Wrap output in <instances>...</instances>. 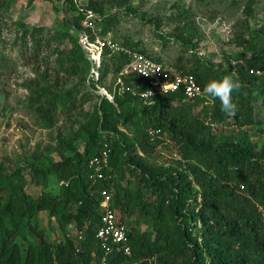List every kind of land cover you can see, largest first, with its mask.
<instances>
[{
    "label": "trees",
    "instance_id": "trees-1",
    "mask_svg": "<svg viewBox=\"0 0 264 264\" xmlns=\"http://www.w3.org/2000/svg\"><path fill=\"white\" fill-rule=\"evenodd\" d=\"M12 1L0 0V51L10 50L32 69L27 108L40 124L50 129L59 115L67 124L43 155L33 151L10 173L0 163V264H95L103 257L105 264H264V120L256 111L258 103L264 107V26L248 22L256 19L259 0L244 2V20L223 41L238 50L223 52L218 66L199 53L205 34L189 10L177 8L171 16L169 36L183 50L168 66L139 42L116 35L120 15H137L132 0H61L71 20L64 17L59 29L11 20ZM86 11L95 16L93 29L82 24ZM149 22L160 25L157 18ZM79 33L91 39L113 33L114 43L192 76L203 91L210 81L231 76L239 84L232 93L235 116L205 92L189 101L182 92L143 99L147 82L133 73L120 75L128 63L124 53L103 51L95 81ZM107 76L113 89L104 87ZM87 102L93 104L84 112ZM228 127L235 132L214 131ZM249 130L260 134L258 140ZM163 144L178 155L168 166L149 160ZM102 151L108 165L98 178L89 161ZM25 171L39 196L26 191ZM103 190L126 226L129 256L120 248L106 253L96 239ZM41 214L50 233L40 226Z\"/></svg>",
    "mask_w": 264,
    "mask_h": 264
},
{
    "label": "rangeland",
    "instance_id": "rangeland-1",
    "mask_svg": "<svg viewBox=\"0 0 264 264\" xmlns=\"http://www.w3.org/2000/svg\"><path fill=\"white\" fill-rule=\"evenodd\" d=\"M246 0H132L136 8L135 16L120 15V24L117 36H126L139 42L140 48L146 49L159 57L166 65H171L176 56L182 52L180 44L170 37L175 23L171 22V16L177 13V8L189 10L191 19L195 20L205 37L201 39L199 53L210 60L216 66L222 61V53L235 52L238 49L233 44H225L223 41L233 38L237 31V24L244 20L242 14L243 4ZM85 0L81 3L85 4ZM78 4H80L78 2ZM255 20H248L251 25L261 28L264 26V0H259L254 6ZM13 21H21L26 26H43L46 28L59 29L64 17L71 20L66 11L63 1L59 0H13L7 13ZM144 14V17L140 16ZM215 18L211 20L210 17ZM149 18H157L160 25L149 22ZM165 36L163 41L159 36ZM111 38L113 33L107 35ZM0 163H4L6 171L10 173L14 164L22 157H30L32 152L44 154V149L54 146L58 131H62L67 124L66 117L58 116L50 129L44 128L36 119L34 113L27 108L28 90L27 81L34 78L30 67L24 66L10 50L0 51ZM54 82V79H51ZM69 81L66 77H58V82ZM106 88L115 87L110 76L104 79ZM93 102H87L82 106L84 112L91 110ZM202 104L195 106L198 112ZM258 118L264 120V107L261 103L256 105ZM79 115V114H77ZM81 116L73 117L71 121H80ZM63 128V129H62ZM230 135L235 132L234 128H217ZM252 140H258L260 134L255 130H249ZM264 137V136H262ZM165 138V134H162ZM161 139V138H160ZM167 143V142H166ZM165 143V144H166ZM80 144V143H78ZM68 154V153H67ZM50 157L58 160L55 152ZM178 155L167 148V145H157L150 154V162L157 165L168 166ZM27 171L24 172L27 180L26 191L33 197L39 196V187L28 182ZM55 183L50 182L49 189L53 190ZM2 195V194H0ZM40 226L48 233V219L45 214L40 215ZM134 221H132L133 223ZM54 225V224H53ZM70 227L69 233L73 234Z\"/></svg>",
    "mask_w": 264,
    "mask_h": 264
},
{
    "label": "built area",
    "instance_id": "built-area-1",
    "mask_svg": "<svg viewBox=\"0 0 264 264\" xmlns=\"http://www.w3.org/2000/svg\"><path fill=\"white\" fill-rule=\"evenodd\" d=\"M95 16L92 12H85V19L83 21L84 27L93 29L91 19ZM78 43L86 52L89 61L91 62V75L95 81H98L102 53L108 50L112 53H124L128 56V63L121 71L120 75H127L129 73L135 74L137 77L145 80L149 89L142 92L140 95L143 99H151L157 95H166L169 93L182 92L185 100H193L201 97L204 93L202 88L196 83L190 75L178 74L170 67H167L145 54L124 48L111 40L110 37L100 38L94 36L91 39L86 33H79ZM254 71H250L253 73ZM256 73H259L258 71ZM121 84L119 78L116 84ZM99 94L106 96L109 101H112V96L102 87H98ZM90 167H93L97 173V177L101 178L100 171L108 165V153L102 151L99 156L93 157L89 161ZM60 182L59 185H62ZM100 226L96 232V239L100 242L101 246L108 253L112 249H121L124 255H130V248L125 245L127 241L126 226L121 221L120 216L115 210L110 207V194L106 191L100 192ZM116 246V247H115ZM119 249V250H120ZM106 258L103 257L100 262L95 264H105Z\"/></svg>",
    "mask_w": 264,
    "mask_h": 264
},
{
    "label": "clouds",
    "instance_id": "clouds-1",
    "mask_svg": "<svg viewBox=\"0 0 264 264\" xmlns=\"http://www.w3.org/2000/svg\"><path fill=\"white\" fill-rule=\"evenodd\" d=\"M239 88L238 82L233 80L231 76H225L223 79L217 81H210L204 92L211 98H218L222 105V111L230 116H235L237 106L232 102V93Z\"/></svg>",
    "mask_w": 264,
    "mask_h": 264
}]
</instances>
